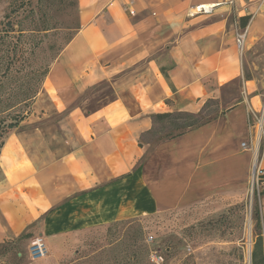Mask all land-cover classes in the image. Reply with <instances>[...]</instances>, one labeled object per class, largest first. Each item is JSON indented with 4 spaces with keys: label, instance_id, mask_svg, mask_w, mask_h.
Segmentation results:
<instances>
[{
    "label": "crops",
    "instance_id": "1",
    "mask_svg": "<svg viewBox=\"0 0 264 264\" xmlns=\"http://www.w3.org/2000/svg\"><path fill=\"white\" fill-rule=\"evenodd\" d=\"M200 4L220 5L188 15ZM77 10L79 28L32 103L40 124L9 134L0 153V242L34 229L50 251L42 264L121 221L243 200L256 156L249 113L262 98L235 36L246 30V50L264 38V0H77ZM211 100L222 107L209 122L140 141L151 115ZM43 124L63 137L47 141Z\"/></svg>",
    "mask_w": 264,
    "mask_h": 264
},
{
    "label": "rangeland",
    "instance_id": "2",
    "mask_svg": "<svg viewBox=\"0 0 264 264\" xmlns=\"http://www.w3.org/2000/svg\"><path fill=\"white\" fill-rule=\"evenodd\" d=\"M38 1L42 2L41 5ZM43 17L48 21L51 31L42 38V51H36V61L32 63L35 67L50 64V60L75 33L78 19L74 0H0V27L10 19L13 24L21 22L25 30L34 29ZM32 43L36 44L34 40H28V45ZM1 45L2 42L0 50ZM243 51V78L256 82L262 98L258 111L250 115L254 137L249 148L255 151L256 156L244 199L233 204L221 203L215 213L192 207L121 221L95 234L92 239L77 243L72 248L71 257L59 264H153L149 254L156 250L163 255V264H252L257 221L264 242V181L256 180L264 158V38ZM20 64L17 62L16 66ZM19 83L22 81L15 82L10 78L5 87L0 89V97L5 99ZM239 93H243L242 80L228 87L223 104H232V99ZM32 103L0 115L2 121H18L14 129L0 128V143L3 141L4 144L12 132H24L40 124H33ZM221 104L218 100L207 101L202 115L213 118L218 114ZM164 123L166 121L157 124L150 135L143 136V141L153 143L163 132ZM43 127V136L47 141L63 137L55 124H43ZM34 232V229L28 230L26 233H30V237L27 239H23L21 234L0 242V264H42L50 251L46 244L45 258L37 261L30 259L29 243L37 236Z\"/></svg>",
    "mask_w": 264,
    "mask_h": 264
},
{
    "label": "trees",
    "instance_id": "3",
    "mask_svg": "<svg viewBox=\"0 0 264 264\" xmlns=\"http://www.w3.org/2000/svg\"><path fill=\"white\" fill-rule=\"evenodd\" d=\"M37 3H40L41 5L42 2L38 1ZM74 6L76 8L77 15V0H74ZM247 20L248 18H245L244 21L240 23V26L244 27ZM20 23L13 24L9 19L5 23H2L0 27V42H2V50H0V89L5 87V83L10 78L15 80V82L22 81V83H19L18 87H15L14 90H11L12 92L5 99L0 97V115L10 112L17 107L25 105L34 100L40 90L44 78L49 71L51 63L74 35L73 34L71 36L63 48L58 52V54L50 60L52 61L50 64L46 65L45 67H35L33 64L36 61V51H42V38L51 31V27H49V23L44 17L42 20H40L39 26L35 25L34 29L25 30ZM78 28L79 23L77 29ZM23 39L24 42L21 43ZM28 40L31 42L34 40L36 44L34 45L32 43L31 45H28ZM17 62H19V64L21 63L22 65L20 64L19 66H16ZM150 117L152 119L153 126L149 131L140 137L141 142H144L142 139L143 136L150 135L153 132L154 127L164 121H166V123L163 125V132L157 136L153 143L182 135L191 129L209 122L212 119L204 117L202 112L161 113L153 114ZM17 125V120H0V128L4 130L14 129L17 127ZM2 145L3 141L0 143V148ZM259 181L263 182L264 176L260 177ZM257 218L258 215L256 214V219ZM256 231V239L251 254L252 264H264V242L260 233L259 221H257L256 224ZM21 237L23 239H27L30 237V233H23Z\"/></svg>",
    "mask_w": 264,
    "mask_h": 264
},
{
    "label": "built area",
    "instance_id": "4",
    "mask_svg": "<svg viewBox=\"0 0 264 264\" xmlns=\"http://www.w3.org/2000/svg\"><path fill=\"white\" fill-rule=\"evenodd\" d=\"M232 2H230L231 4ZM220 4H200L196 5L192 9H190L188 15H210L213 13L215 8H217ZM132 14V12H130ZM245 37H246V30H242L238 32L235 36V44L239 52H243L244 50V44H245ZM250 115L252 113H249V123H250ZM251 125V124H250ZM242 147L245 148L246 144H242ZM264 176V169H258L256 174V180L259 181L260 177ZM47 255V247L46 243L44 241V238L40 235L34 237L31 239L29 243V257L33 261H37L40 259L45 258ZM149 260L153 264H163L164 263V257L163 255L158 251H151L149 254Z\"/></svg>",
    "mask_w": 264,
    "mask_h": 264
}]
</instances>
